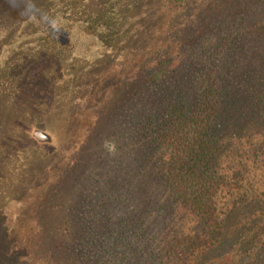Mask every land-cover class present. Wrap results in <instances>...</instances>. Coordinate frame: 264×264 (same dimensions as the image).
Returning a JSON list of instances; mask_svg holds the SVG:
<instances>
[{"label":"trees","instance_id":"obj_1","mask_svg":"<svg viewBox=\"0 0 264 264\" xmlns=\"http://www.w3.org/2000/svg\"><path fill=\"white\" fill-rule=\"evenodd\" d=\"M31 2L61 26L0 0V264H264V0ZM127 104L108 156L82 112Z\"/></svg>","mask_w":264,"mask_h":264},{"label":"rangeland","instance_id":"obj_2","mask_svg":"<svg viewBox=\"0 0 264 264\" xmlns=\"http://www.w3.org/2000/svg\"><path fill=\"white\" fill-rule=\"evenodd\" d=\"M96 111V108L93 106L90 110H87V111H83L82 112V115H81V126L79 127L80 128V131L81 132H84L86 131L88 128L93 132V134L95 135V137H101L102 136H105V134L108 135V138L106 140H104L103 142H101L100 140V143H101V148L100 150H102L103 152L107 151L108 153V156L111 155L112 153V150L113 147L117 144H120V145H124L125 148L127 149L128 148V144H131V138H129V136H131V132H130V125H129V122L131 121V114H132V104H127L126 106V109L125 110H122V113H120V115H117L116 113L112 114V115H109V116H106L104 117L102 113L100 112H97L96 113V117H100V118H105V119H109L108 123L105 124V126H101V121L100 122H95V123H98L97 125H91V115ZM26 116V114H24ZM10 118H14V117H11L9 115ZM17 118V117H15ZM20 123L21 125L19 124H16L15 127H14V131L15 130H18V129H23V126H24V122L25 120H23L22 118L20 119ZM54 120V118L52 119ZM89 121V122H88ZM46 131H49V130H46ZM50 132V131H49ZM16 135H19L20 138L19 139H22L23 138V134H20L19 131H17L15 133ZM117 135H118V138H117ZM121 135H124V137L122 139H120ZM25 143V145H28V140L27 138L23 139V141H21V143ZM100 143L96 146H100ZM30 146H24V151L27 153V152H30ZM50 150V149H49ZM28 154V153H27ZM97 152H94L92 153L90 159H89V162H91V158L96 155ZM111 162V160H110ZM109 162V163H110ZM13 165H10L9 166V169H11ZM89 173L92 175L95 174V173H99V168H98V165H96L94 167V170L92 169L90 172V169H91V164L89 166ZM90 186V183L87 182V183H84L83 184V190L86 191L88 189V187ZM65 187H71V183L70 181L68 182V184L65 186ZM70 193H73V191H70ZM64 199L68 200L69 201V196L67 195ZM28 205V200H20V201H15V200H12V201H9L5 206H4V213H5V222L6 224H9L11 227H13V229H15V233H16V236H17V239H24L25 237V234H26V229H27V224L26 223H23V220L19 221L22 217V214H23V211H26V206ZM83 208H88V205L86 203H83ZM86 209L84 211H86Z\"/></svg>","mask_w":264,"mask_h":264},{"label":"clouds","instance_id":"obj_3","mask_svg":"<svg viewBox=\"0 0 264 264\" xmlns=\"http://www.w3.org/2000/svg\"><path fill=\"white\" fill-rule=\"evenodd\" d=\"M7 2L11 8L18 9L20 15L26 19L38 17L41 23L47 26L51 31H56L61 26L60 21L57 18L49 16L46 13H40L31 0H7Z\"/></svg>","mask_w":264,"mask_h":264}]
</instances>
